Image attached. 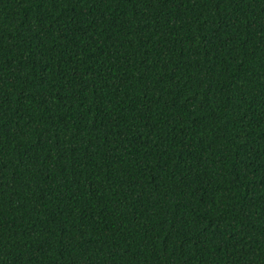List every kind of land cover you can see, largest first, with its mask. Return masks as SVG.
I'll list each match as a JSON object with an SVG mask.
<instances>
[{"label": "trees", "instance_id": "obj_1", "mask_svg": "<svg viewBox=\"0 0 264 264\" xmlns=\"http://www.w3.org/2000/svg\"><path fill=\"white\" fill-rule=\"evenodd\" d=\"M0 264H264V0H0Z\"/></svg>", "mask_w": 264, "mask_h": 264}]
</instances>
